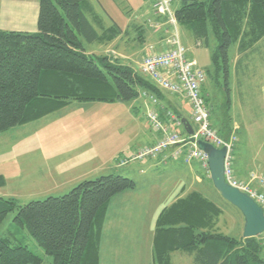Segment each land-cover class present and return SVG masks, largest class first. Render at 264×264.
<instances>
[{
    "label": "trees",
    "instance_id": "16d2710c",
    "mask_svg": "<svg viewBox=\"0 0 264 264\" xmlns=\"http://www.w3.org/2000/svg\"><path fill=\"white\" fill-rule=\"evenodd\" d=\"M36 1L37 32L0 30V134L73 102H130L144 93L162 99L163 90L130 64L87 53L85 44L106 45L129 31H122L96 0ZM174 15L198 45L208 48L211 40L216 44L210 55L215 72L223 71L224 112L218 129L209 123L219 137L228 139L238 131L231 113L229 49L235 46L237 55L249 56L264 41V0H181ZM241 61L235 62L236 69ZM235 76L239 87L238 72ZM134 188L129 178L105 175L84 180L63 196L23 206L0 198V224L15 211L13 221L43 250L48 264H99L108 203ZM220 215L198 192L163 209L155 223L154 264H171L174 252L194 254L197 264H264L262 238L237 240L217 233ZM0 264L45 262L27 245L6 238L0 239Z\"/></svg>",
    "mask_w": 264,
    "mask_h": 264
},
{
    "label": "rangeland",
    "instance_id": "374dc122",
    "mask_svg": "<svg viewBox=\"0 0 264 264\" xmlns=\"http://www.w3.org/2000/svg\"><path fill=\"white\" fill-rule=\"evenodd\" d=\"M100 3L111 16L113 15L112 3H114L124 17L123 20H118L121 24L127 20L131 13L129 11L133 8L132 3L119 4L113 0H101ZM125 11L128 13L125 14ZM118 22L117 24H120ZM85 46L89 47L86 44ZM214 46L216 44L212 40L208 48L191 46L189 55L205 75L202 96L210 110L209 121L212 127L218 129L221 123L220 116L224 112L223 91L221 90L224 83L223 71L215 72L212 65L210 53ZM234 47L231 46L228 53L231 61L234 56ZM243 64L248 67L247 74V70L242 67ZM237 72L241 86H237V76H234L231 84L233 93H231V113L236 122L242 124L236 132L235 156H238L240 162L247 163L246 165L250 163L252 166H261L264 162L262 159L264 158V118L262 102L255 95L264 86V41L258 43L247 59L245 58V62L242 61L241 67H237ZM243 104L246 109L248 106L253 109L248 110L249 113L257 115L254 125H248V118L245 113L240 111ZM151 109L152 106L148 98L143 95L130 102H73L40 120L1 133L0 180L3 184L0 183V198L13 199L17 205L23 206L33 201H43L48 197H60L67 194L73 187L64 185L65 176L73 179L76 176L81 178L82 175L89 174L78 179V183L103 174L90 175L97 174L96 171L108 174L107 171H104L107 166L118 167L117 164L120 160L129 159L134 153L133 151L137 149L136 147L130 154L124 151V149L130 148L129 143L132 144L134 138L131 134L134 127H138L142 133H145L147 128L151 131L146 118ZM134 142L137 145L139 140ZM256 150L260 151L259 156H261L254 158ZM101 163H104V167L100 166ZM132 163L134 162L129 164L132 166ZM197 170L200 171L199 167ZM53 171L56 172V177L52 175ZM123 172H126L125 168L115 170L117 174ZM168 175L169 172H165L162 174V178L169 181V185H171ZM207 182L212 186V188L211 186L206 187L208 192L215 194L217 191L213 190L214 186L210 176ZM170 188L171 186L168 187V190ZM201 188L202 185H200V191ZM205 194L212 199V194ZM219 196L221 197L220 193ZM219 196L216 198V202L223 209H221L223 212L221 221L230 223L229 220H234L238 226L235 227L231 221L233 226L230 232L233 237L236 235L240 238L241 214L236 208L223 202L222 197L219 198ZM111 211L113 209L110 208V213ZM15 216V211L8 213L0 224V239L7 238L14 242H21L27 245L35 255L43 258L45 264L51 262L27 231L13 221ZM137 217L139 218V216ZM146 218L148 219V216ZM145 222L144 229H147V220ZM109 223H112L111 214ZM124 225L127 229L133 228L132 223H127V227L126 224ZM139 226L134 230L138 231ZM113 231V226L107 229L108 243L113 239ZM144 231L146 232V230ZM260 236L263 239L262 235ZM110 256L105 255L104 264H110L108 260ZM262 257L264 259V250ZM146 258L147 255L142 254L143 261Z\"/></svg>",
    "mask_w": 264,
    "mask_h": 264
},
{
    "label": "crops",
    "instance_id": "0c3cea01",
    "mask_svg": "<svg viewBox=\"0 0 264 264\" xmlns=\"http://www.w3.org/2000/svg\"><path fill=\"white\" fill-rule=\"evenodd\" d=\"M0 1L1 31L26 33L37 32L38 2L36 0ZM96 1L101 5V0ZM180 1L181 0H172L171 8L173 12L179 7ZM118 2L119 4L123 2L127 4L132 3L133 8H131V11H129V13H131L128 15L127 20L122 22V24L118 22V20H123L124 17L123 14L116 8L114 3H112L113 15L111 16L108 13L107 14L116 24L117 22L120 23L117 25L122 29V31L129 30L128 33L123 32L120 35H117V37L113 38L106 45L96 43L86 44L89 45V47L85 45L84 46L87 53L89 54H104L111 59H117L123 63L130 64L135 70L140 72L142 58L150 49L155 52H161L167 48V41L171 37L172 27L163 17L154 14L153 5L155 0H119ZM91 3L94 4L96 2L95 0H91ZM175 3L177 4L175 5ZM102 9L105 10L103 6ZM125 12V14L128 13L127 11ZM134 26L141 27L139 30H137L132 28ZM178 35L180 38V43L185 50V56L191 60L189 55L190 47L192 46L195 48H200L202 46L198 45L194 41L191 33L186 27L178 25ZM247 57V55L243 57L237 55L236 48L234 47V56L232 57L231 61L232 78L237 72V69L235 68V62L238 59H242V61L245 62V58L247 59ZM242 61L240 62L241 65ZM244 70H247V74L248 67L244 68ZM161 92L162 99H157V104L154 107L158 111L161 123L163 125L168 123L166 114L171 112L177 117L184 118L194 129L190 116V106L188 101L182 96L173 95L167 91ZM255 97L260 98L262 102L264 118V86L261 91L255 95ZM243 106L244 104L241 106L242 108H240V111L245 113L246 118H248V125H254L257 121V115L254 116L253 113L248 112V110H253L250 106H248L247 109ZM241 124L240 122H236L234 119L233 129L239 130ZM147 129L148 130L145 133H142L140 129L135 126L131 134L134 138L132 141L134 147L129 143L130 148L124 149V151L130 154L136 147L137 149H135L133 152L152 145L156 141L157 135H154L151 131H149V128ZM176 130L182 136H187L181 124L176 126ZM137 140H139V142L136 145V142L134 141ZM259 152L260 151L256 150V155L254 158L261 156H259ZM170 155L171 150L169 149L161 156L155 158H145L143 161L132 163V166L129 163L118 167H114L113 165L112 167L107 166L106 170L104 171H107L108 174H105V172L102 171H96L97 174H90L93 176L98 175V173H103L99 176H96L95 178L105 175H121L131 179L135 183L134 190L122 192L114 196L108 203L107 214L101 232L99 264H104L105 255H111L108 259L110 264H154L153 242L155 223L159 214L163 209L167 208L178 199L183 198L192 192L200 193L204 198L214 203L220 210L222 209L221 206L216 202V198H218L219 193L216 191L215 194L210 191L208 192L206 188L211 186L209 185L210 183L208 184L207 182L209 178L208 170L203 169L200 163L197 161L185 163L181 158H171ZM262 159L264 160V158ZM246 164L247 163L245 162H240L238 156L236 157L235 152L233 151V169L237 179L243 182H248L251 175L264 176V162H262L261 166H252L250 163L248 165ZM100 166L104 167V163H101ZM197 167H199L200 171L197 170ZM124 168L126 169V172L121 174L115 173V170H121ZM165 172H169L168 176L172 183L171 185H169V181H165V179L162 178V174ZM52 175L56 177L57 174L53 171ZM86 175L89 174H84L81 176V178ZM81 178L76 176L73 179H70L68 176H65L63 183L67 187L74 188L78 183H80H77V181H79L78 179ZM90 180L93 179L90 178ZM200 185H202L201 191ZM169 186H171V188L168 190ZM213 190L216 189L214 188ZM205 193L212 194V199L208 198ZM219 198L221 197L219 196ZM223 202L226 203L224 200ZM110 208L111 210L113 209L111 213ZM222 210L221 215L217 219L215 231L221 235L237 240L243 239L242 230L244 220L242 215L239 227L240 238H238L236 235L233 237L230 232L233 226L231 221L233 224H235V227L238 225L234 222V220H229L230 223H222ZM110 214L112 221L111 224L109 223ZM137 216H139V218ZM147 216L148 219L146 218ZM145 220H147V229H144V225L146 223ZM121 223L126 224V227L127 223H132L133 228L127 229L125 228V225ZM138 225H140L141 228L139 226L138 231L134 230V228H136ZM111 226L114 228L113 239L110 243H108L107 229L111 228ZM144 230H146V232ZM142 254L147 255V258L144 261L142 259ZM170 260L171 264H197L194 260V254L183 252L172 253Z\"/></svg>",
    "mask_w": 264,
    "mask_h": 264
},
{
    "label": "built area",
    "instance_id": "2783aa9c",
    "mask_svg": "<svg viewBox=\"0 0 264 264\" xmlns=\"http://www.w3.org/2000/svg\"><path fill=\"white\" fill-rule=\"evenodd\" d=\"M172 0H155L154 14L163 17L172 27L167 48L161 52L150 49L142 58L140 72L148 77L154 85L163 91L184 97L190 106V116L194 124L192 137L182 136L176 130L180 125L177 117L168 112V123L162 124L156 108L157 99L151 94L146 96L153 106L147 114L151 132L157 135L156 141L135 151L129 159H122L118 166L130 162H140L145 158L161 156L171 150V158H181L185 163L197 161L203 169L208 170L207 154L199 150L196 142L201 140L217 149L224 148L223 177L228 186L237 189L254 200L264 211V176L251 175L248 182L236 178L233 169V148L236 136L232 133L228 139H222L210 127L209 109L202 96V84L205 75L196 64L185 56V50L180 43L178 24L171 8ZM264 244V233L262 234Z\"/></svg>",
    "mask_w": 264,
    "mask_h": 264
},
{
    "label": "water",
    "instance_id": "95a60500",
    "mask_svg": "<svg viewBox=\"0 0 264 264\" xmlns=\"http://www.w3.org/2000/svg\"><path fill=\"white\" fill-rule=\"evenodd\" d=\"M188 137L193 135V127L184 118L178 117ZM199 150L207 154L208 171L214 188L222 199L236 208L243 217V239L254 238L264 233V211L246 194L227 185L223 177L225 149H217L204 141H197Z\"/></svg>",
    "mask_w": 264,
    "mask_h": 264
},
{
    "label": "bare ground",
    "instance_id": "6f19581e",
    "mask_svg": "<svg viewBox=\"0 0 264 264\" xmlns=\"http://www.w3.org/2000/svg\"><path fill=\"white\" fill-rule=\"evenodd\" d=\"M217 132V131H216Z\"/></svg>",
    "mask_w": 264,
    "mask_h": 264
}]
</instances>
